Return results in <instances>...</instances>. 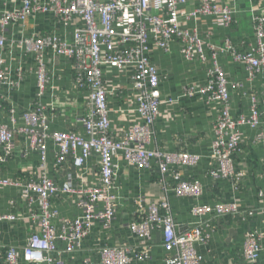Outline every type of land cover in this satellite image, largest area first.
<instances>
[{
	"label": "crops",
	"instance_id": "crops-1",
	"mask_svg": "<svg viewBox=\"0 0 264 264\" xmlns=\"http://www.w3.org/2000/svg\"><path fill=\"white\" fill-rule=\"evenodd\" d=\"M21 1L0 0V16L20 10ZM37 1L42 4L49 2ZM216 3L233 10L229 26H217L210 18L181 22L182 28L197 30L202 41L203 59L198 56L191 60L184 58L179 53L178 42L171 43L169 53L154 50L150 55L159 76L160 106L150 126L147 149L200 156L194 168L175 169L184 180L200 183L201 196H176L158 181L157 163L153 162L146 169L129 167L123 154L119 153L114 159L115 181L110 190L115 198L114 218L109 224L95 220L74 252H66V242L59 240L56 244L59 254L52 256L56 263L100 264L99 249L108 246L129 248V264H168L174 253L164 250L160 228L154 229L147 248L142 246L130 228L138 213L147 214L150 206L162 199L169 201L172 216L181 228L206 221L207 216L191 214L195 205L237 203L241 210L253 213L245 217L239 211L210 223L204 231L205 244L195 245L203 264H242L241 252L246 235L251 231L264 233V143L257 137L260 132L264 133V120L256 129L239 128L240 143L232 157L234 177L212 178L211 172H219V165L211 156V147L215 139L214 124L221 107L219 103L209 101L206 95L197 93L206 85L209 71L217 66L225 74L229 86L230 112L234 118L250 116L253 102L257 103L260 111L263 110L264 69L250 74L245 64L235 61L225 46L229 42L242 56L254 53V22L258 17L264 19V0H216ZM197 6L198 0H188L184 9L189 13ZM76 25L75 22L68 25L58 23L54 15L47 12L29 17L24 22L12 23L3 32L6 45L0 55L8 70L10 84L3 85L0 93V123L11 125L8 111L13 108L16 127H28L22 115L33 106L36 98V64L33 56L25 51L22 38L53 36L71 43ZM43 57L49 79L39 102L45 108L49 131L73 132L87 138L82 123L87 92L79 91L76 86L73 62L65 56H56L50 49L44 52ZM101 70L104 88L108 91L111 132L115 140L123 141L132 126L144 124L138 112L137 94L126 72L107 67ZM189 90H192L190 96L187 95ZM47 147L48 176L56 185L62 186L68 179L75 189L100 185L99 158L96 155L79 168L73 165L71 157L62 165L55 166V147L51 142ZM39 164L40 155L29 147L27 138L16 136L14 153L0 166V170L4 178L20 181L35 176ZM51 207L57 212L54 221L58 234H61L64 222L74 221L83 214L76 195L59 194L51 201ZM36 208L24 200L20 188L0 189V214L17 218L0 224V248L25 246L29 236L38 231V223L33 218ZM261 244L263 251L254 264H264V238ZM0 264H3L1 257ZM18 264L31 263L21 253Z\"/></svg>",
	"mask_w": 264,
	"mask_h": 264
},
{
	"label": "built area",
	"instance_id": "built-area-1",
	"mask_svg": "<svg viewBox=\"0 0 264 264\" xmlns=\"http://www.w3.org/2000/svg\"><path fill=\"white\" fill-rule=\"evenodd\" d=\"M20 10L5 12L0 18V53L6 45L3 32L16 22H24L39 13L51 12L58 23H77L73 31V41L67 43L53 36L24 37L25 51L31 54L36 64L37 93L33 106L22 115L28 127H16L15 111H8L11 125L0 123V166L15 150V137L27 138L29 147L39 153L40 164L35 176L22 180L4 178L0 170V189L18 187L22 197L30 206L36 205L33 218L38 223V231L29 236L24 247L8 246L0 248L3 264H18L22 253L31 264H62L53 261L57 256V242H66L65 251L70 253L79 248V242L95 220L105 224L114 218L115 198L110 190L114 185V159L119 153L129 167L137 169L158 165V181L165 190L176 196L199 198L202 188L199 182L184 180L177 167L194 168L200 156L187 153H162L147 149L150 126L154 123L160 106L159 76L150 55L154 50L169 53L172 42L180 44L179 53L187 60L195 56L203 59L202 41L196 29L181 27V22H197L210 18L217 26H229L233 20V10L220 6L216 0H198V6L187 13L184 9L188 0H49L42 4L37 0H22ZM80 24V25H79ZM256 49L245 56L235 52L229 42L225 50L233 59L245 64L250 74L264 69V19L255 22ZM50 49L56 56H65L73 62L75 82L79 91H86L85 114L82 118L87 138L73 132L49 131L45 108L40 104L48 74L44 52ZM211 50H214L211 47ZM126 72L137 94L138 112L144 124L131 127L125 140L117 141L111 132L108 117V91L104 88L101 68ZM21 75V72H19ZM9 73L0 55V93L2 86L9 82ZM197 93L204 94L211 102L220 104V112L214 124L215 139L211 156L219 165V172H211L212 178L232 179V157L240 143V127L256 129L264 120L263 110L253 102L250 116L234 118L230 110V93L225 74L217 66L208 73L206 85ZM192 90L187 92L190 96ZM1 108V102H0ZM264 124V121H263ZM264 143V133L257 136ZM55 147L54 164L62 165L68 157L76 167H81L93 155L99 158L100 185L75 189L68 179L62 186L56 185L48 176L47 146ZM59 194L76 195L83 214L71 222H64L61 234L55 231L57 212L51 201ZM102 206L99 209V206ZM250 217L252 212L239 208L237 203L215 206L195 205L191 214L207 216L206 221L181 228L175 222L169 201L162 199L152 204L147 214L138 213L131 224V232L142 246H148L155 228L163 234V248L173 252L168 264H203L195 249L196 244L206 242L205 229L214 219L230 214ZM17 220L13 215L0 214L2 222ZM264 233L249 232L241 252L242 264L258 261L263 245ZM133 252V251H132ZM100 264H129L131 250L125 247L104 246L99 249ZM239 264V263H237Z\"/></svg>",
	"mask_w": 264,
	"mask_h": 264
}]
</instances>
